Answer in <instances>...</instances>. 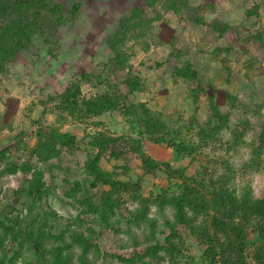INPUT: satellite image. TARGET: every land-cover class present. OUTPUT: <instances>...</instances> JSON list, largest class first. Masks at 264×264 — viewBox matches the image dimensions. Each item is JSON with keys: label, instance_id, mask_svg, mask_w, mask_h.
I'll return each mask as SVG.
<instances>
[{"label": "trees", "instance_id": "1", "mask_svg": "<svg viewBox=\"0 0 264 264\" xmlns=\"http://www.w3.org/2000/svg\"><path fill=\"white\" fill-rule=\"evenodd\" d=\"M157 1L146 0L145 4ZM160 3L173 12L180 11L182 6L186 8L182 0H160ZM78 7L77 1L65 5L56 0H0V71L18 51L28 48L34 36L49 42L55 29L74 17ZM151 19L143 15L140 6L128 9L118 19V29L107 39L114 62L107 67L109 74L126 65L122 45L145 35ZM190 20L206 25L218 35L228 28L217 20L208 24L196 17ZM262 35L264 29L256 34L264 50ZM174 53L178 55L179 51ZM201 72L187 58L177 59L171 67L172 76L197 86ZM91 76L89 72L81 74L85 80ZM95 77L106 85L100 93L82 97L78 83L74 82L48 96L54 111L74 121L89 120L98 126L101 122L93 118L116 110L137 134L149 142L170 147L175 158L187 157L195 168L187 174L183 166L172 167L144 154L137 137L124 140L122 135L112 136L96 130L89 134L87 142L95 151H86L83 163L72 172L61 165L64 172L61 196L73 207L74 213L64 218L61 228H53L51 221L60 216L47 203L52 193L42 179L44 173L40 166L53 162L60 165L63 151H77L80 146L74 134L53 126L47 130L37 127L35 141L25 151L26 159L19 164L10 160L3 162L10 158L11 148L16 151L18 145L0 149V172L30 171L24 177L22 188L27 202L19 207L8 204L0 214V264H97L103 255L114 264H179L180 261L264 264V197L256 198L247 182H234L237 169L226 157L202 151L219 146L224 150L237 147L250 129L248 115L261 119L258 110L249 108L235 95L225 94L228 106L221 108L210 97L208 114L203 120L194 118L187 124L169 125L143 103L127 104L124 94L110 89L114 86L104 74L98 73ZM121 83L128 93L140 90L139 80L131 73ZM188 92L193 102L196 89L190 87ZM263 105L261 102L256 108ZM224 131L228 132V138H222ZM257 136L261 143L255 145L251 140L253 148L241 164V175L264 166L258 150L264 149V136L262 132ZM129 153L138 159L141 174L130 172ZM198 153H201L199 157ZM103 155L118 163L111 169L103 168L99 164ZM32 158L36 164L31 163ZM157 172L163 176L164 183L151 185L144 194L142 176L157 175ZM127 202L132 204L131 208L121 211V205ZM103 244L115 251L103 253ZM132 247L138 249L125 254L117 252Z\"/></svg>", "mask_w": 264, "mask_h": 264}, {"label": "rangeland", "instance_id": "2", "mask_svg": "<svg viewBox=\"0 0 264 264\" xmlns=\"http://www.w3.org/2000/svg\"><path fill=\"white\" fill-rule=\"evenodd\" d=\"M56 1L65 5L77 1L79 7L75 16L58 26L49 42L34 36L28 48L18 51L0 71V149L18 145L16 151L11 148L10 158L4 163L10 160L19 164L26 159L25 151L34 143L37 127L47 130L53 126L74 134L80 146L77 151H63L60 165L53 162L40 166L44 173L42 179L49 185V192L52 193L47 197V203L60 216L51 221L53 228H61L64 218L74 213L73 207L65 203L61 196V178L64 175L62 167L67 166L72 172L83 163L86 151H95L88 147L87 142L89 134L96 130H103L112 136L122 135L124 140L137 137L144 154L154 160L165 161L172 167L183 166L187 174H191L195 168L187 157L175 158L170 147L149 142L146 137L137 134L116 110L93 118L92 120L101 122L98 126L89 123V120L74 121L54 111L53 101L48 96L74 82L78 83L82 97L100 93L106 85L98 82L95 77L98 73L109 78L110 84L114 86L110 87L111 90L117 89L126 96L124 101L127 104L143 103L169 125L187 124L194 118L197 121L203 120L208 114L210 97L221 108L228 106L225 94L235 95L249 108L258 110L261 119L248 115L250 129L237 147L224 150L219 146L211 151L203 148L202 151L210 152L211 155L220 153L226 157L237 169L234 182H247L256 198L264 197V166L255 172L240 174L241 164L246 162L250 149L253 148L250 146L251 140L256 145L261 143L258 133L262 132L264 136V105L256 108L259 103L264 102V50L256 37L264 29V0H182L186 8L182 6L177 12L161 7L160 0L152 5H146V0ZM138 6L143 8L145 17L152 18L150 28L137 40L130 39L122 45L126 65L109 74L107 67L113 66L114 62L111 60L113 52L107 39L118 29V19L128 9ZM197 6L203 7L199 10L196 9ZM191 17L200 18L206 24L217 20L227 24L228 28L222 35H218L206 25L191 21ZM262 37L264 39V35ZM174 50L179 51L178 55H175ZM186 58L196 69L202 71L197 80L199 86L171 74L174 61ZM87 72L92 75L90 79H82L81 74ZM128 73L139 80L140 90L127 92L121 79ZM190 87L196 89L193 102L188 92ZM226 137L228 138V132L224 131L222 138ZM262 149L258 150L264 164ZM199 154L201 153H198V157ZM128 156L130 172L140 173L138 159L132 153ZM99 162L105 169H111L113 164L118 163L106 155L101 156ZM31 163L36 164L34 158ZM29 174V170L20 169L12 174L0 172V214L7 209L8 204L19 207L27 202L22 188L24 177ZM156 174L142 176L141 188L144 194L151 189V185L161 186L164 183L161 173ZM67 177L72 176L67 174ZM131 206L129 202L124 203L121 211H126ZM153 210L151 207L150 214ZM137 249L138 247H132L117 252L125 254ZM109 250L115 251L106 244L101 246L103 253ZM97 264L114 263L103 255ZM179 264L185 263L180 261Z\"/></svg>", "mask_w": 264, "mask_h": 264}]
</instances>
